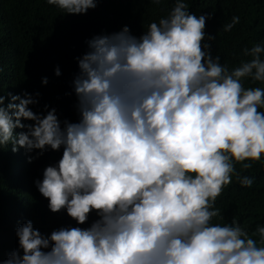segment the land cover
Masks as SVG:
<instances>
[{
	"label": "clouds",
	"instance_id": "9594fccd",
	"mask_svg": "<svg viewBox=\"0 0 264 264\" xmlns=\"http://www.w3.org/2000/svg\"><path fill=\"white\" fill-rule=\"evenodd\" d=\"M45 2L81 15L103 0ZM211 18L174 0L139 36L124 26L86 41L72 81L76 122L47 105L33 111L39 92L6 97L0 76V151L35 152L31 163L62 150L35 185L52 213L75 221L50 234L20 224L18 248L0 264H264V225L250 235L235 217L212 223L233 175L254 184L236 165L264 160V41L229 69L212 55ZM239 23L233 16L221 31Z\"/></svg>",
	"mask_w": 264,
	"mask_h": 264
},
{
	"label": "trees",
	"instance_id": "16d2710c",
	"mask_svg": "<svg viewBox=\"0 0 264 264\" xmlns=\"http://www.w3.org/2000/svg\"><path fill=\"white\" fill-rule=\"evenodd\" d=\"M173 7L174 0L160 4L149 0H103L87 14L64 15L45 0H0L3 94L7 97L9 92H39V104L30 106L33 111L42 113L47 105L56 108L61 120L76 122L77 98L72 81L79 71L77 57L88 51L86 41L95 35L120 31L124 26L139 36L149 23L166 17ZM189 11L212 14L205 29L216 38L210 42L212 55H219L221 64H227L229 69L241 59H250L242 56L243 48L264 41V0H189ZM233 16H239L240 23L231 32L221 31ZM57 67L60 76L55 75ZM44 77L48 78L47 85L42 83ZM244 83L246 88L260 86L248 80ZM29 155L36 153H26L23 148L13 153L11 145L0 151V260H6L18 248L16 229L28 220L45 234L62 226H75L66 212L52 213L48 209L47 199L35 185L37 179L43 178L45 167L59 160L62 150H49L31 163ZM236 170L254 177V184L251 188L241 187L233 175L232 184L216 201L223 219L214 218L212 223H230L235 217L251 235L257 224L264 225V160L247 170L237 164ZM94 218L93 215L91 219ZM253 238L259 241V237Z\"/></svg>",
	"mask_w": 264,
	"mask_h": 264
}]
</instances>
